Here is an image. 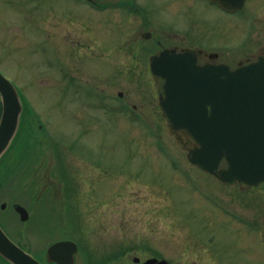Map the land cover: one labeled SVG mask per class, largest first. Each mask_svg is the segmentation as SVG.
Returning <instances> with one entry per match:
<instances>
[{
    "label": "rangeland",
    "instance_id": "1",
    "mask_svg": "<svg viewBox=\"0 0 264 264\" xmlns=\"http://www.w3.org/2000/svg\"><path fill=\"white\" fill-rule=\"evenodd\" d=\"M170 1L160 22L184 26V10L197 15L219 62L235 68L264 53V0L233 16ZM75 9L55 31L22 33L4 25L0 8V71L39 117L30 140L14 143L7 164L17 166L0 181V205L31 207L40 251L76 240L77 264H264V184L242 191L189 163L196 143L172 131L158 106L163 81L149 69L143 38L153 28L119 13L73 17Z\"/></svg>",
    "mask_w": 264,
    "mask_h": 264
},
{
    "label": "water",
    "instance_id": "2",
    "mask_svg": "<svg viewBox=\"0 0 264 264\" xmlns=\"http://www.w3.org/2000/svg\"><path fill=\"white\" fill-rule=\"evenodd\" d=\"M228 11L243 7L246 0H212ZM154 75L165 80L161 108L174 131L185 130L198 144L188 160L226 185L242 189L264 183V56L231 70L226 65L197 64L193 51L178 54L167 50L151 62ZM2 115L0 159L16 139L24 103L16 86L0 71ZM226 160V169H220ZM5 205H3V208ZM21 220L29 214L20 205ZM75 241L54 243L47 251L50 264H77ZM0 255L11 264H42L13 243L0 227ZM135 264L141 259L135 257ZM143 264H169L150 258Z\"/></svg>",
    "mask_w": 264,
    "mask_h": 264
},
{
    "label": "flooded vegetation",
    "instance_id": "3",
    "mask_svg": "<svg viewBox=\"0 0 264 264\" xmlns=\"http://www.w3.org/2000/svg\"><path fill=\"white\" fill-rule=\"evenodd\" d=\"M88 1L91 2L92 6L87 4ZM198 1L205 3V5L219 8L227 15L233 16L239 13H227L218 5L212 4L211 0H171L170 2H176L181 6H186L187 9H192L195 8ZM165 3V0H0V8L2 7L3 11L6 12L4 25H7L8 27L9 25H11V27H16L18 31L22 33H27L28 28L33 30V33L34 31H39V28H43L44 26H49L54 30L57 21L60 22L62 18H64L65 21L63 20L60 24L71 23L72 7L76 8V13L73 14V17L83 19H87L89 13L92 12H96L97 16L102 15L103 12H111L117 13V15L118 13L122 14L125 17L133 16L134 18H143L145 24L152 27L154 30L152 32L146 30V34L144 33L143 35V38L146 41L145 43L147 44L145 47L149 51V62L153 56H157L165 50H175L177 53L193 51L197 54L198 64L201 65L208 63L228 64L225 61L219 62L222 58L221 55L217 53L219 55L215 56L216 52L211 50V47L215 42L211 40L207 34H200L198 17L197 15L195 16L192 14L191 11L188 10L189 14H186V10L183 12V18H181V21L184 23V26H180L179 23L176 27L163 25L158 18V13L165 6ZM96 20L98 19L93 21L95 22ZM167 31L175 33L170 34L172 37L167 38ZM153 32H155V35L156 32H159L160 35L155 36ZM31 36L32 39H36V42L30 40L32 41L30 43L36 45L38 36L32 34ZM22 37L27 38V35ZM131 38L133 37L131 36ZM133 42H135V37L134 40H132V43ZM202 59L205 60L201 61ZM247 62H250V59ZM238 64L241 66L243 65V62L240 61ZM7 167H9V165L6 163L0 164V179L7 176V171L3 169ZM1 186L2 185L0 184V188ZM18 204L25 207L29 212L30 218L27 222H22L20 220V215L16 211V206ZM3 205H5L4 208ZM8 206L9 205L5 202L0 205V226L10 240L19 246V248L39 260L41 263L46 264L47 249L55 241L51 242L44 251H40L38 247L39 238L37 237V232L39 235V229L29 227L27 224L32 217L31 207L25 206L17 201L11 203L10 209L8 208L9 210L7 209ZM10 215L12 217L14 215V222L9 221ZM19 225H22V228H19ZM0 264L9 263L0 256Z\"/></svg>",
    "mask_w": 264,
    "mask_h": 264
}]
</instances>
